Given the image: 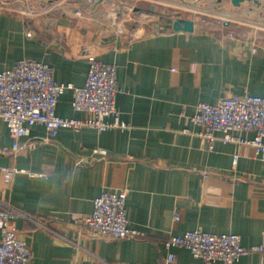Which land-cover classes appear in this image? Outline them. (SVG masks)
Instances as JSON below:
<instances>
[{
    "label": "crops",
    "instance_id": "obj_1",
    "mask_svg": "<svg viewBox=\"0 0 264 264\" xmlns=\"http://www.w3.org/2000/svg\"><path fill=\"white\" fill-rule=\"evenodd\" d=\"M193 2L133 0L132 10L146 23L121 24L119 31L106 22L115 0H0V72L33 58L53 66L57 81L80 86L94 53L117 66L125 88L117 95L125 129L61 128L50 138L35 124L29 137L17 138L0 120V206L45 220V227L16 220L31 264H163L170 251L174 264H201L189 249L164 245L187 230L233 232L247 246L264 243V158L250 144L216 140L211 149L190 120L201 101L264 96V10L254 2ZM178 12L195 19L194 31L167 27ZM202 15L222 22L202 23ZM72 102L68 88L57 114L84 118ZM16 141V152L3 151ZM98 147L109 156L97 155ZM120 189L127 190L129 225L140 237L91 236L80 218L103 190ZM230 264H264V252Z\"/></svg>",
    "mask_w": 264,
    "mask_h": 264
},
{
    "label": "built area",
    "instance_id": "obj_2",
    "mask_svg": "<svg viewBox=\"0 0 264 264\" xmlns=\"http://www.w3.org/2000/svg\"><path fill=\"white\" fill-rule=\"evenodd\" d=\"M210 17L202 15L200 21L207 24ZM212 18L222 22L219 17ZM118 29L123 31L124 26L119 24ZM27 34L31 36L32 32L29 30ZM88 62L86 80L83 85L77 86L57 81L53 66L46 62L33 58L18 60L12 68L0 72V120L6 122L10 132L17 138L29 137L35 124L44 125L50 138H55L61 128L78 130L87 126L99 131L125 129L127 123L117 106V95L125 88L119 82L117 66L102 61L94 53L88 54ZM68 88L73 90L74 109L85 112L84 118L57 114L59 97ZM190 120L200 126L199 134L208 141L211 149L216 140L250 144L264 158L263 95L232 93L215 103L198 102ZM250 132L254 134L253 137L245 135ZM19 147L16 141L11 147H4L3 151L16 152ZM94 152L102 157L109 156L104 147L95 148ZM238 159V155H235L233 163L237 164ZM126 200V189L103 190L94 200L93 211L81 217L80 223L94 237L139 238L140 231L129 225ZM19 217H27L41 227L46 226L43 217L33 216L3 203L0 206V264L32 262L31 248L16 226ZM178 218L176 215L175 219ZM164 245L169 249L175 246L189 249L200 259L201 264L216 261L230 264L251 252H264V243L244 245L240 235L233 232L187 230L182 234H171L165 239ZM175 260V254L170 251L163 264H174Z\"/></svg>",
    "mask_w": 264,
    "mask_h": 264
},
{
    "label": "rangeland",
    "instance_id": "obj_3",
    "mask_svg": "<svg viewBox=\"0 0 264 264\" xmlns=\"http://www.w3.org/2000/svg\"><path fill=\"white\" fill-rule=\"evenodd\" d=\"M132 1L133 0H115V6L111 8V14L109 15V18H106V22L115 26L119 24L131 26L132 24L146 23V20L143 17L140 19L137 18L136 12L132 10ZM161 7L164 6L161 5ZM177 10L179 11V9H172V11Z\"/></svg>",
    "mask_w": 264,
    "mask_h": 264
},
{
    "label": "water",
    "instance_id": "obj_4",
    "mask_svg": "<svg viewBox=\"0 0 264 264\" xmlns=\"http://www.w3.org/2000/svg\"><path fill=\"white\" fill-rule=\"evenodd\" d=\"M218 2H223V0H217ZM231 4L235 7L241 6L243 3L246 2H254L258 7H262L264 10V2L262 0H230ZM202 3V0H195L193 2L194 5H199ZM187 5H191V3L186 2ZM138 10L141 8H137ZM262 16L264 17V12H262ZM264 22V20H263ZM167 27H171L174 30H183L187 32H192L194 31L195 28V19L194 18H187L183 17L181 13L176 14V18L171 20L168 24H166Z\"/></svg>",
    "mask_w": 264,
    "mask_h": 264
}]
</instances>
